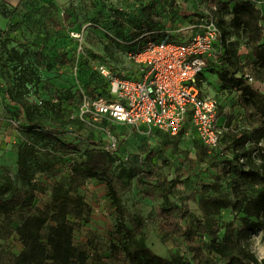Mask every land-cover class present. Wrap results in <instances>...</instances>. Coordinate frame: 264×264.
Listing matches in <instances>:
<instances>
[{
  "label": "trees",
  "instance_id": "obj_1",
  "mask_svg": "<svg viewBox=\"0 0 264 264\" xmlns=\"http://www.w3.org/2000/svg\"><path fill=\"white\" fill-rule=\"evenodd\" d=\"M137 1L141 4L133 11L137 13L134 16L136 29L131 35L134 38L132 44L136 43L137 46H133L132 50L142 48L150 41L147 36L142 37L145 32L155 35L152 39L155 41L176 38L165 37L170 32L158 29L151 22L152 15L165 18L166 12L173 13L171 21L174 22L178 12L173 11L169 5L174 0L169 4L168 0ZM208 1L215 7V14L225 10L232 16L236 28L244 35L248 54L252 57L242 60L237 50L224 39L221 31V37L215 45L219 57L214 75L218 77L221 89L238 95L239 104L246 112L247 126L234 129L226 118L220 148L212 153L199 142L191 124L175 137L158 129L153 130L164 134L162 140L165 146L175 151L178 149L179 137L187 129L193 130L198 143L199 161L204 162L208 158L209 166L215 169L219 168L222 161L225 173L234 172L242 184L250 187L251 193L244 194L232 205V210L241 216L240 225L231 222L219 227L212 220L194 217L188 203L196 199V192L181 197L182 202H185L181 205L171 200L177 188L185 184L189 177H160L147 162H123L118 158V148L111 153L93 141L84 120L67 116L61 100L57 103L45 101L41 105L31 103L28 100L29 86L40 83L37 67H45L50 71L53 65L35 41L14 39L18 47H36L33 62L26 60L27 50L21 53L16 48L8 49L6 42L9 39L5 37L4 31H0L5 37L0 52V77L7 83L4 102L8 108L16 109L17 118L22 122L18 125L20 130L33 136L32 142H22L17 146V178L20 185L6 182L0 187V264H81L89 259L94 264H101L107 261L106 253L113 255L121 252L127 255L132 264H264V260L259 261L251 251L248 242L250 232L262 229L264 243V169H247L240 163L241 155L251 153V147L259 146L264 140V92L257 86V81L264 78V75H257V71L264 72V11L253 0ZM160 5L162 7L157 8ZM210 16L214 19L213 14ZM4 17H7L6 14ZM206 17L208 15L203 18ZM209 70L210 65L201 78L203 96L209 95L205 90L209 83ZM119 76L129 78L134 75ZM248 76L256 77V83L251 84ZM85 96L96 99L109 98L111 95L109 89L108 95L103 92L93 95L91 92L83 95V99ZM220 111L224 114L221 105ZM102 119L110 120L106 117ZM72 126L79 138L88 140L93 146L86 148L79 159L65 160L66 154L78 151L77 146L62 138ZM117 160L121 161V172L117 177L121 187L125 188L126 183L120 179L125 174H131L126 168L129 166L136 175L137 184L150 188L149 196L161 200L153 213L159 221L161 242L173 246L169 257H163L149 247L148 236L144 231L146 217L141 213H124V230L109 237V246L107 242L98 243L93 239H89L86 246L76 243V232L82 229L92 214L91 205L79 190L88 180H112V170ZM38 174L41 175L40 179L37 178ZM41 196L48 197L43 207L36 205ZM16 211L22 214V220L15 229L12 214ZM221 228L224 231L219 237ZM123 231L125 236L120 237ZM14 234L23 245L20 253H13L2 245ZM205 235L208 236V242L201 241Z\"/></svg>",
  "mask_w": 264,
  "mask_h": 264
},
{
  "label": "rangeland",
  "instance_id": "obj_2",
  "mask_svg": "<svg viewBox=\"0 0 264 264\" xmlns=\"http://www.w3.org/2000/svg\"><path fill=\"white\" fill-rule=\"evenodd\" d=\"M171 1L168 0V4ZM253 1L264 11V0ZM140 4L137 0H22L18 7L13 8L7 0H0V31H4L5 37L9 39L6 42L8 49L16 48L21 53L27 50L26 60L33 62L36 47H18L14 39L35 41L53 65L50 71L45 67H37L40 83L29 86L28 100L31 103L41 105L45 101L57 103L61 100L66 115L84 120L88 126L87 132L100 147L106 149L114 139L118 158L123 162H147L156 169L157 176L160 177H189L185 184L177 188L171 200L181 205L185 203L181 197L196 192V199L188 203L194 217L212 220L219 227L231 222L239 226L241 216L232 210V205L244 194H250V187L242 184L234 172L225 173L222 161L218 169L209 166L208 158L200 162L193 130L187 129L179 137L178 149L175 151L165 146L162 140L165 138L164 134L144 126L136 127L98 119L83 109V95L91 92L93 95L101 92L108 95L110 80L100 70L103 65L108 66L115 75H135V65L128 59L127 54L133 46H137L136 43L132 44L134 38L131 35L136 29L134 16L137 13L133 11ZM169 5L178 15L171 31L169 30L170 33L165 37H191L200 32L204 22L212 18L210 14H213L224 39L237 50L240 58H252L248 54L244 35L236 28L232 16L225 10L215 14V7L208 0H174ZM206 15L208 17L203 18ZM184 27L187 30L179 32ZM154 36L149 35L148 40L154 39ZM5 37L0 34V52ZM217 66L218 60L210 64L207 73L209 83L205 90L209 95H215L221 107L227 111L226 115L220 114L219 124L224 127L227 124L225 119L228 118V123L234 129H244L247 126L246 112L239 104V97L235 92L220 88V81L214 75ZM11 75L14 77V74ZM257 75L262 77L264 72L257 71ZM257 86L264 92V78L257 81ZM6 88L7 83L0 77V187L6 182L20 185L17 178V146L22 142H32L33 139V136L18 127L22 122L17 118L16 109L6 106ZM62 138L78 148L77 152L66 154L65 160L79 159L86 148L93 146L88 140L79 138L73 126ZM251 149V153L241 155L240 163L247 169H264V140ZM120 160L113 167L112 180H88L79 190L91 205L92 214L82 229L76 232V243L86 246L89 239H93L98 243L107 242L109 246V237L123 228L124 213H141L146 217L144 231L148 236L149 247L157 254L169 257L173 246L171 243L161 242L159 221L153 213L161 200L149 196L150 188L137 184L136 175L129 166L126 168L131 174H125L120 179L126 183L125 188L121 187L117 179L121 172ZM37 178L40 179L41 175L38 174ZM47 201V196H41L36 205L43 207ZM12 220L16 229L22 220V214L16 211L12 214ZM223 231L221 228L219 237L223 235ZM262 235V229H256L250 232L248 240L251 251L259 261L264 260ZM124 236L123 231L120 237ZM201 241L208 242V236L205 235ZM2 245L13 253H20L23 249L16 234ZM106 255L107 261L101 264H132L124 252ZM81 264L94 263L89 259Z\"/></svg>",
  "mask_w": 264,
  "mask_h": 264
},
{
  "label": "built area",
  "instance_id": "obj_3",
  "mask_svg": "<svg viewBox=\"0 0 264 264\" xmlns=\"http://www.w3.org/2000/svg\"><path fill=\"white\" fill-rule=\"evenodd\" d=\"M220 37V28L210 18L187 39L148 41L127 54L135 65L134 76L121 77L108 66L101 67L110 80L111 96H85L83 109L98 119L158 129L172 137L191 124L199 142L212 153L220 148L225 128L219 124V100L203 96L200 85L202 74L218 60L215 45ZM248 77L251 84L256 83ZM106 150H117L114 139Z\"/></svg>",
  "mask_w": 264,
  "mask_h": 264
},
{
  "label": "crops",
  "instance_id": "obj_4",
  "mask_svg": "<svg viewBox=\"0 0 264 264\" xmlns=\"http://www.w3.org/2000/svg\"><path fill=\"white\" fill-rule=\"evenodd\" d=\"M7 2L9 3V5H11V7L16 8V7L19 6V4L22 2V0H7ZM152 2H154V0ZM161 7H162V5H160L157 8L160 9ZM165 14H166V17L165 18H161V17H158L156 15L155 16L152 15L151 16V22L154 23V24H156L158 26V29L161 28L162 30L169 31L170 28L173 27V22L171 21V16L173 15V13L172 14H170V13L168 14L166 12ZM184 30H187V27H184V28L180 29L179 32L184 31ZM143 36H147L148 37L149 36V32H145L142 35V37ZM178 38L179 39H187L189 37H186V35H183V36H179ZM223 115H225V114H223ZM219 123H220V121H219Z\"/></svg>",
  "mask_w": 264,
  "mask_h": 264
}]
</instances>
